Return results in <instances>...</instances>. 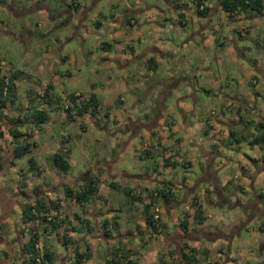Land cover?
Segmentation results:
<instances>
[{
  "label": "crops",
  "instance_id": "obj_1",
  "mask_svg": "<svg viewBox=\"0 0 264 264\" xmlns=\"http://www.w3.org/2000/svg\"><path fill=\"white\" fill-rule=\"evenodd\" d=\"M97 1L98 0H94L91 6L86 8L83 1L61 0L60 4H62V6L56 8L54 0L48 3L43 0H28L21 11V9L17 10L15 4L11 1L5 4L6 0H0V7L7 10V12H13L16 17L34 11L38 16L44 18V20L48 22H56L55 20L61 19L62 16L66 14L68 16L67 20L73 18L75 22V19H78L71 33V37L77 36L83 40L88 34H91V30L85 25V19L89 15V12L93 10ZM182 1L183 0H163V4L152 6L154 11L158 12L161 16L156 26L160 30H168L170 33H168V35H160L158 34L159 30H156L157 33L155 37L141 46L142 52L140 55H137L134 51L133 40L130 35L123 38V43L113 42L114 50L116 51L115 54H113L111 46L108 45L106 41H100L99 46L108 49L105 59L116 62L119 68L128 65L133 56L137 59H144L142 62H138L137 65L141 67V71L138 74H140L139 76H141L143 80H137L136 83H128L126 85L127 90L124 85L122 86L117 83H113L109 88L107 87L111 95L112 104V108H110L112 111L106 113L107 117L105 114L104 118L99 117L98 108L100 107V101L95 93L91 92L88 96L90 95L95 99V111H90L89 107L81 114H74L71 119L65 118L67 122L72 124L73 122H77L80 131L85 132L86 128L88 131L95 129L96 134L92 138L99 136V146L96 150L97 160L95 164L90 167L88 166L87 170L80 172L78 177L70 176L66 171H60L51 161L53 154L59 153L66 161L67 157H69L72 164L76 163L69 154L72 152L70 151V147H64L63 144L64 141L69 139V135H59L56 137L54 146L50 144L51 141L49 140L46 141L41 139L37 141L36 138L40 133H46L51 138L52 134L50 127H48V114L55 112L59 117H61V114L65 116L63 109L67 105L68 94L73 93L77 95V97L79 96V100L86 99L88 96L81 97L82 93L79 91L66 92L64 94L62 91L58 94L53 93V84L56 82L55 79H58L59 76V74L54 71V65L61 63L64 57H52L53 63L51 62V66L48 65V69L47 66L43 65L45 61L40 63L39 68L44 73L40 71L34 73L39 80L37 84H41L45 81V86H48V98H40V101L34 102L33 97H36V92L28 90L26 92V96L28 97L26 104L22 107L17 106L14 110L10 104V106L2 110L3 117L0 118V160L2 158L3 161L1 162L6 168H4V166L0 167V223L4 221L12 222L14 209H16L17 206L23 205L25 202L37 198L40 200L51 199L71 209L69 212L70 214L65 213L64 215H66L69 224L76 226L78 229L69 230L68 234L72 238L79 240L78 251L82 250V252H84L85 250L88 252L89 255L87 258H81L84 264H92L91 261L94 254L92 253L93 250L89 249V244L91 243L95 245L94 248L97 247V249H95V257H98L96 254L97 251L101 252L99 259L102 258L103 262H97L99 264H104V260L111 255V250L119 246L120 250L123 248L132 249L133 254H135L133 257L138 258V264H157L158 258H161L166 264H180V252L185 250V245L193 249L196 264H264V239L261 237L257 236L253 238L249 244L243 242L239 244L243 253L242 259L233 257L230 252L233 239L240 238L241 230L246 226L248 220L251 221L255 218L259 219L261 216H264V200H259L261 191H257L258 193L255 192L257 180L259 177L264 176V157H262V154L259 155V153L254 152L252 157L249 158V160L254 163L256 174H251L246 165H239V174L233 173L232 175H228L222 171L217 173L224 165V163L222 164V159L225 157H222L220 154L224 152L227 153L226 150L221 151L220 145L229 150L232 146L230 143L233 141L236 142L237 137L238 140L240 137L244 138L242 133L237 129L238 126L243 128L246 123L251 121V119H248L247 122L243 121L238 114L242 112L249 114L257 109V105L260 104V110L264 117V36L262 37L258 34V29L253 25L256 21L261 23L262 30L264 31V0H261L262 7L258 12H246L236 9L231 13L224 12L220 8L219 0H185L186 4H182ZM195 1L199 2V8L205 7L208 9L205 16H199L195 13V24L197 26L189 24L186 19V15L191 14L192 10L195 12ZM100 4L91 14L93 23L95 27L98 28V33L100 34H104L105 32L104 28L98 26L101 23L99 18L98 20L96 19L99 11L102 12L101 14L106 13V17L101 18L105 26H111L112 24L121 25L123 20H126L128 23L135 21L133 15H128L132 9L128 6L118 11V7L112 6V4H110L108 9ZM29 5H31V7H29ZM78 12L81 13V15H77ZM147 12L152 11L149 9ZM216 15L220 18L227 16V18L235 24L233 25L235 27L231 29H234L237 33L236 40L220 39L224 31L221 30L220 32H216L214 28H219L218 23L211 24L212 20H215L214 18H216ZM107 17L110 20H107ZM151 20L154 21V17L147 19L148 22H151ZM65 21H60L59 26L63 25ZM28 26L29 21L25 20L21 24L22 30H18L19 36L23 37L25 44H28L27 42L30 41V38L34 34V31L30 30ZM56 26L58 25L49 23L44 31L46 32L47 29L49 31L50 27L54 28ZM184 28H186L185 31L182 30ZM109 31L115 32V29ZM37 32L38 34L44 33L41 31ZM109 38L112 40L114 36ZM229 42L231 43L230 46H228ZM25 47L28 49L27 45ZM125 51L126 53H124ZM150 53H153L154 56H151ZM44 55V58H51V56L45 52ZM212 61L217 66L216 73L219 74L218 72H221L222 78L227 77V69L229 68H235L238 72L237 74H240L241 82L237 85L235 92H228V88L226 87L229 86V83L227 81H225L223 86L215 85L212 88H207L203 85L204 81L208 83H215L216 81V77L211 73L213 71L211 66ZM161 62L163 66L165 64L167 68H170V71L168 70L170 76H165L163 79L161 78L153 84L147 85L143 70L149 75L152 72V66ZM169 62L171 65H168ZM24 68H26V66ZM166 84L169 85L166 87ZM139 86L144 87V92L146 93L149 92L151 87L153 88V86H156L153 88L154 91L152 94L153 100H155L156 103H153L152 110L144 109V120L133 117L136 112L138 113V104L142 97H139L138 94L134 93L132 90L137 89ZM97 89L94 90L100 92L99 87ZM123 89H125L126 92H124ZM197 91L209 95V98H213L217 103L221 102L219 104L221 105L220 115H215L214 118L203 119L201 114H197L198 108H195V102L198 100L195 97L197 96ZM167 96L170 97L169 100H166V98H168ZM12 98L15 100L14 92ZM222 100L224 101L223 103ZM44 101H48V104L44 103ZM227 103H233V107H238L237 120L232 121L229 119V109H224V104ZM30 107L43 109L47 114V118L38 124H35L31 119L22 121L18 130L22 133H27V135L13 139L5 130V128L9 127L11 124L7 122L6 119L13 118L18 113H22L24 108ZM107 107L109 108L110 104ZM153 110H156L154 114ZM165 110L176 112L180 115V123L175 124L172 122V117L168 115ZM189 110L190 112L188 114ZM150 112H152L153 116L149 117L148 115ZM147 119L152 121L149 122ZM262 122H260L257 128L258 130L256 131L257 133L261 132V134L259 136L253 135L247 140L249 146L253 147L254 145L256 146L255 148L260 151L264 149V120ZM121 125L123 126L121 127ZM174 127L176 130H174ZM194 129L198 131L197 137L194 136ZM142 131L144 132L143 135ZM177 131L181 132L183 140L174 134ZM120 135L124 136L125 140H122ZM233 135H235L234 138ZM135 136H140L142 144L144 143L142 149H137L139 152L137 154L138 159L141 157H150L151 153L149 152V146L154 147L155 145L156 157L160 158L161 166L164 168L167 167V172H169L167 177H161V174L156 171L159 170L157 164L152 168L151 166L150 168L147 167L144 169L138 167L139 170H146L143 174H130L124 170L116 171L114 169V162L117 161L121 153L127 152L132 156L137 153L136 147L133 145L132 141ZM22 137L24 138L22 141L29 144L27 152L20 157L14 158L12 157L13 143ZM186 140L187 142L189 141L188 150L193 151L194 148L197 147L199 149V154H201L206 161V169L203 167L204 169L200 171L199 175V180L206 182L202 188H198L197 184H193L192 186L189 185L184 175L181 176V181H179L178 177L175 176V172L170 169L178 164L177 159H181L182 156L180 154L179 144L184 145ZM119 143H122V150L115 152L114 150ZM74 146L77 147L79 152H85L83 144H79L77 139L74 140ZM106 153H109V156H106ZM237 153L239 157H241V154L239 152ZM21 157L26 158L25 163L15 166V160ZM227 161L229 162L230 158H228ZM43 163L45 164V168ZM169 163L170 165L167 166ZM173 163L174 165L172 166ZM186 165L189 166V163H186ZM99 167L102 168V170H99L96 176L95 170H98ZM8 168H10L11 171L17 168L18 171L16 173H18V176L13 175L12 177L14 172L10 174L11 177L5 176L6 169ZM169 170H172V172ZM46 171L51 175L56 185L48 186V183L43 182L46 185L42 187L38 186L34 188L31 186L33 183L37 184L42 179L44 181L43 174ZM120 174L124 179L127 178L131 180L133 183H130L131 186H138L139 193L145 195L156 189L161 190L169 188L172 191L174 188L172 184L176 186L179 184L180 188L183 190V198L181 201L184 204V209L189 212L186 229L181 230L178 227L179 221L175 222L174 225L181 230V233H178L176 229L172 232L165 231V223L162 227V231L159 233L152 231L150 227L145 225L146 238H144V240H142L141 234L136 233L132 235L138 237L140 244L152 238V241L149 240L150 246L148 248L144 245L138 248V246H135L130 241L123 242L124 235L117 233L120 224L117 215L113 213L109 219L106 218L105 214H111L112 209H107L106 204L100 202V199H103L100 190L106 187L115 188L116 186L113 180L107 183L106 179L114 178ZM19 176L27 177L26 183H24L21 188L17 185ZM89 177L96 181L97 189L95 196L97 197H92L89 202H84L80 205L74 202L73 199L63 195L65 187L73 189L82 188L84 181ZM5 178L12 180H4V182L3 179ZM165 179L168 180L169 184H166ZM140 181H143L142 185ZM145 182L149 183L154 188H146ZM28 183L30 185H28ZM122 186L121 191L124 193L125 190H129V195H131L132 187L128 185L127 182L122 184ZM21 190L29 193V199L25 197L26 192L22 194ZM248 190L254 197L251 199H243L244 193ZM160 199L163 201L167 212L177 204L173 196H171L168 202L164 201L161 196ZM103 200H105V198ZM71 202L76 203V208L79 210V214H81L82 217H79V215L72 211L73 206ZM197 204L200 205V209H202L203 205L209 209L206 213L201 212L203 219L199 222L194 219V209ZM17 215V221L20 223L19 212ZM141 216L144 223V211L141 212ZM90 217L93 218V223L90 222ZM86 219L89 221L90 226H88V228H83L80 223ZM35 222H32V224L34 225ZM102 223H106V226H103ZM108 223L112 224L113 231H109ZM258 228L260 231H264V225L258 226ZM41 233L48 236V229L43 231L42 226H40L36 233L38 239ZM129 235L130 234L125 236ZM216 237L224 238L227 242V246L217 245L215 241ZM99 239L102 240L101 243L104 248L100 246ZM84 241L85 244H83V247L80 242ZM95 241L97 242L96 244H94ZM115 241H118V243L112 244ZM109 242L112 244H110L111 247ZM207 242H210L211 246L215 248L212 258L209 257V248L206 246ZM119 243L121 245H119ZM196 248H199L200 251L196 252ZM164 249H166L167 252L173 249L174 258L163 256L162 253L164 251L162 250ZM68 251H70V246H66V248L63 247L62 252L66 254V259L64 260L66 263L71 259V253L69 254ZM2 258L3 257L0 255V263L3 261ZM8 260L9 258L7 255V260L5 259L4 264H8L6 263ZM22 260L23 256L20 257L21 263L18 264H23ZM12 261L14 260L11 259L10 262ZM71 261H69V263H71ZM15 262L17 261L15 260Z\"/></svg>",
  "mask_w": 264,
  "mask_h": 264
},
{
  "label": "rangeland",
  "instance_id": "obj_2",
  "mask_svg": "<svg viewBox=\"0 0 264 264\" xmlns=\"http://www.w3.org/2000/svg\"><path fill=\"white\" fill-rule=\"evenodd\" d=\"M12 2L15 4V7L17 10L22 11V8L26 5V2L28 0H6L5 4ZM44 2H50L51 0H43ZM61 0H54V3L56 8H59L62 6L60 4ZM80 2L83 1L85 3V7L89 8L94 0H79ZM211 1V0H207ZM39 2V1H38ZM101 3V4H100ZM182 4H186L185 0L181 2ZM104 6L107 9L109 8L110 4L112 6L118 7V11H120L126 6H128L131 9V12L128 15H133L135 18L134 22L128 23L126 20H123L121 25L119 24H112L111 26H105L101 20V18L106 17V13L101 14L102 12H98V17L96 19L100 20L99 27L104 28V34L98 33L99 30L97 27H95L91 14L94 12L98 5ZM163 4V0H98L93 7V10L89 12V15L85 19V25L87 28L91 30V34H88V36L81 40V38L77 36L71 37V33L73 32L74 26L76 22H78V19L71 18L68 19V16L65 14L62 16L61 19L55 20L56 22H48L44 20V18H41L38 16L34 11L28 12L26 14H23L22 16L16 17L14 16L13 12H7V10L0 7V59L3 60L5 63V68L11 71L12 73L10 75L13 76V84H14V98L12 109L18 107H22L24 104L27 103V96L26 92L28 90H32L34 92H37V90L43 89V86L46 85L45 81H43L41 84H37L39 82L38 78L36 77L35 73L36 71H40L41 73H44L42 70H40V63L44 66L48 65L51 66L53 63L52 57L60 56V58H63V61L61 63H58L54 65V71L59 74L58 79H55V83L53 84V93L58 94L60 91L62 93L66 92H72V91H79L82 93L81 97L88 96V94H91V92L95 93L96 97L100 101V107L98 108V114L99 117L104 118L105 115L107 117V112L109 113L112 111V104H111V95L108 92L107 87L109 88L110 85L113 83L124 85L125 89L126 85L128 83H136L137 80L141 81L143 78L139 76L138 74L141 71V67L137 66L138 62H142L144 59H137L135 56H133L129 62L128 65H125L123 68H119L116 62L111 60H106L105 58L107 53V48H102L99 46L100 41H106L108 45L111 46V50L113 51V54L116 53L114 50L113 42L116 41L117 43H123V38L130 35L131 39L133 40V48L134 51L137 53V55H140L142 52L141 46L146 44L149 40L153 39L157 33L156 30H159L158 34H166L170 33L168 30H160L156 23L160 21L161 16L158 14V12L154 11L152 6L155 5H161ZM33 5V4H31ZM29 5V7H31ZM34 7V6H33ZM63 9V8H62ZM148 9V10H147ZM151 9L152 12H147ZM100 10V9H99ZM24 11V10H23ZM135 11V12H133ZM97 12V10H96ZM192 14V15H191ZM186 15L187 22L193 26H197L195 24V12L192 10V13ZM109 16V15H107ZM129 16V17H130ZM150 17H154V21L151 20V22H148L147 19ZM215 20H212L211 24L218 23L219 28L216 29V32H220L221 30L224 31V33L221 35L220 39L224 40H236L237 33L234 29H231L232 27H235L233 25V22L230 21L227 16L225 17H218V15L215 16ZM29 21L28 28L32 31H34L33 36L30 38V41L27 42L28 44H25V40L22 36H19V29L22 30L21 24L23 21ZM67 20V21H65ZM107 20H110L107 17ZM60 21H65L63 25H60ZM56 24L58 26L51 28L50 30L45 32L48 24ZM168 23V22H167ZM205 24V22H204ZM254 27L258 29V34H260L262 37L264 36V31L262 30V25L259 22H255ZM106 27V28H105ZM115 29V32H110L109 30ZM186 28L182 29L185 31ZM37 31L44 32L43 34H38ZM188 34V33H187ZM205 34V33H204ZM60 35V36H59ZM220 35V34H219ZM59 36V37H58ZM114 38L111 40L109 37ZM68 39V40H67ZM84 41V42H83ZM156 42V41H155ZM28 46V49L25 46ZM231 43H228V46H230ZM127 51V50H126ZM126 51L124 53H126ZM44 52L49 54L51 58H44ZM119 52V50H118ZM122 52V51H120ZM151 56H154L153 53H150ZM50 59V60H49ZM80 61V62H79ZM52 62V63H51ZM79 62V63H78ZM168 65H171L169 62ZM26 66V68H24ZM212 68L213 71L211 72L213 76L216 77L215 83L211 82L208 83L204 81L203 85L207 88H212L213 86L217 85L220 86L227 81L229 83L228 92H235L237 85L241 82L240 74H237L238 72L235 70V68H229L227 69V77L222 78L221 72L216 73V64L212 61ZM152 74L148 73L146 74L143 70V73L145 74L146 78V84L150 85L153 84L155 81L163 79L165 76L169 77L170 74L168 73V70L170 71V68H167V66H163L161 63H156L152 66ZM110 70V71H109ZM18 71V72H17ZM147 71V70H146ZM1 72V70H0ZM216 73V74H215ZM200 80V79H199ZM262 80V79H260ZM201 82V81H200ZM168 83V80H167ZM164 84V83H163ZM131 85V84H130ZM169 84H166V87ZM202 86V85H201ZM99 87L100 92H98L97 88ZM156 86H153V88ZM165 87V88H166ZM203 87V86H202ZM250 87V86H248ZM153 88L151 87L149 92H144V87L139 86L137 89H133L132 91L134 93H137L139 97H142L140 103L138 104V113L136 112L133 116L134 118H140L144 120V109H150L152 110L153 103L155 100H153ZM247 88V86H246ZM97 89V90H94ZM123 89L124 92L126 90ZM251 89V88H250ZM161 90V89H160ZM159 90V91H160ZM241 90V86H240ZM89 92V93H88ZM128 92V91H127ZM197 96H195L198 100L195 102V108H198V113L201 114L202 118H214L216 115H220V106L221 102H216L213 98H209V95L203 94L201 91H197ZM93 95V94H92ZM33 97V96H32ZM168 97V96H167ZM170 97L166 98V100H169ZM32 100V99H31ZM34 102L40 101V99L33 97ZM224 101L222 100V103ZM156 103V102H155ZM110 104V107L107 106ZM152 104V105H151ZM233 103H227L224 104V109H229V119L232 121L237 120V108L232 106ZM227 109V110H228ZM168 115L172 117V122L175 124H179L181 116L178 115L176 112H169L165 110ZM224 111V110H223ZM156 112V110H153V114ZM190 110L188 111L189 114ZM105 114V115H104ZM243 121L247 122L248 119H251L246 125H244L243 128L241 126H238V130L242 133L244 138L237 137V141H233L230 144H232L231 148L229 150L223 148L222 145H220L221 151H225L227 153H221L220 155L222 157H225L222 162L224 165L220 168L221 170H218L217 173L222 171L225 174L232 175L233 173H240L239 172V165L248 167L251 174H256L254 170V163L249 160L250 157L254 154V152L259 153V155L262 154V157H264V149L260 151L259 149L255 148L256 146L253 145V147L249 146L247 143V140L250 139L253 135L259 136L261 132L257 133V128L260 125V122L264 120V117L262 116V112L260 110V104L257 105V109L250 112L249 114L246 112H242L238 114ZM153 116L152 112L148 115ZM3 117L2 112H0V118ZM66 117L61 114V117L56 115V113L51 112L48 114V127H50L51 131V138L46 133H40V135L36 138L37 141L43 139L46 141H51V145L54 146V142L56 140V137L59 135L65 136L69 135V139L67 141H64V147H70V156L72 159L76 161L75 164H72L70 162L69 157H67V161L69 163V167L66 170V173L70 176L78 177V174L84 170L88 169V166L94 165L97 160V147L99 146V136H95L96 130H87L83 132L80 131L78 128L77 122H67ZM100 118V119H101ZM103 121V120H102ZM147 121L151 122L152 120L147 119ZM85 123V122H83ZM123 123V122H122ZM263 123V122H262ZM123 125H121L122 127ZM174 130L176 128L174 127ZM194 136L197 137V130H193ZM142 131V135H143ZM179 138H182L183 136L181 132L174 133ZM238 136V135H237ZM122 140H125L124 136L120 135ZM235 135H233V138ZM92 138V139H91ZM77 139L79 141V144H83V147L85 148L86 154L79 152L77 150V147L74 146V140ZM185 139V138H184ZM195 140V138H194ZM133 145L137 149H142L144 146V143L142 144V139L140 136H135L133 139ZM229 142V140H228ZM189 141L183 144H179V150L181 154V159H177L178 164L174 167L170 168L175 172V176L178 177V180L181 181V176L184 175L186 178V181H188L189 185L197 184L198 188H202L203 185L206 184V182L199 180L200 171L205 168V159L204 157L199 154V149L196 147L193 151L188 150ZM122 143H119L118 146L115 148V152H119L121 149ZM156 146H149V152L151 153L150 157H141L138 159L137 153L132 156L131 154L124 152L123 154L118 157L117 161L114 162V169L116 171L124 170L130 174H136L141 173L143 174L146 170H139L138 167L144 168H151L157 164L158 169L156 170L159 174H161V177H167L169 172H167V167L164 168L161 166L160 158H157L156 153ZM166 149V148H165ZM76 153H75V152ZM241 154V157H239L238 153ZM106 156H109V153H106ZM228 158H230V161L228 162ZM247 158V159H245ZM26 158L21 157L19 159H16L15 166H18L20 164L25 163ZM0 161H3L2 158ZM48 163V162H47ZM186 163H189V166L186 165ZM45 164L43 163V166ZM49 165V164H48ZM47 167V166H46ZM204 167V168H203ZM4 168L6 166L4 165ZM19 168V167H17ZM17 168L10 170V168L6 169L5 176L11 177V173L14 176H18ZM45 168V166H44ZM3 169V168H2ZM47 169V168H46ZM206 169V168H205ZM45 170V169H44ZM101 171L102 168L99 167L98 170H95V175L97 176L98 171ZM172 170H169L172 172ZM184 172V174H183ZM139 174V175H141ZM44 181L43 179L38 182L37 184H32L34 188L38 186L46 185L44 183H48V186H55L56 183L54 182L51 175L46 171L44 172ZM82 175V174H81ZM80 177V176H79ZM53 181H52V180ZM8 181L12 179L5 178L3 181ZM27 177L25 176H19L17 179V185L18 187H22L24 183H26ZM56 180V179H55ZM110 180H113L115 183V188H109L106 187L101 191V195L103 199H100V202L106 204L107 209H112L111 214L106 213V218H110V216L115 213L119 220V226L117 233L123 234V242L130 241L135 246H138L140 248L142 245L146 246L147 248L150 246L151 239H148L143 244H140V240L137 236H133L132 234H141L142 240L146 238V232H145V224L143 223L141 212L147 210L148 213L151 212V208L149 207V201L150 197L145 194H141L138 191V186H131L130 183H132L129 179H124L122 175L115 176L111 179H106V182L108 183ZM4 181V182H5ZM166 184H169L168 180H166ZM191 181V182H190ZM11 182V181H10ZM42 182V183H41ZM44 182V183H43ZM125 182L128 183L132 187L131 189V195L124 194L122 189V184H125ZM141 185L143 181H140ZM197 182V183H196ZM133 184V183H132ZM146 188L153 189L149 183H144ZM28 185H30L28 183ZM59 185V184H58ZM174 187L171 191V195L174 197V200L177 202L169 211L167 212V209L163 203V201L160 199V197L154 198L156 201L158 208H159V221L166 224V230L167 232H172L176 229L178 233H181L180 229L177 228L175 222L179 221L183 218V214L186 211L184 209V204L181 201L183 198V190L180 188L179 184L177 186L175 184H172ZM179 186V187H178ZM261 191V197L260 201L264 200V176L259 177V179L256 182L255 185V192ZM26 192V196L28 197L29 193L27 191H21ZM257 192V193H258ZM62 194V193H61ZM254 197L252 193L248 190L244 193L243 199L252 198ZM29 199V198H27ZM72 204V211L79 215V217H82L81 214H79V210L76 208V203L71 202ZM19 206L14 209V212L12 214V222H1L0 223V255L4 259L6 255H9V260H16L17 263H21L20 257L22 256L19 250L20 243L26 240L29 236V233L33 232L35 230V226L29 222L25 225V228L22 233H19L18 229L20 228V224L17 221L18 218V212H19ZM212 209V207H211ZM70 208H68L66 205L60 204V206L55 210L53 213L55 216H64V214L70 212ZM213 210V209H212ZM209 211L208 207L204 206L201 209V212L206 213ZM189 213V212H187ZM70 214V213H69ZM103 217V216H101ZM191 220V219H190ZM101 221V220H100ZM90 222L93 223V218L90 217ZM72 223V222H71ZM264 225V216H261L259 219H253L251 221L248 220L246 226L241 230L240 238H234L233 239V245H231V254L233 257H236L238 259H242L243 253L242 249L240 248V243H250L253 238L255 237H261L264 239V231H260L258 226ZM79 227V225H77ZM108 229L109 231H113V226L111 223H108ZM62 229L60 228L58 232H60ZM138 230V231H137ZM16 232V234H15ZM44 233V232H43ZM129 236H125L128 235ZM17 236L19 240V244L17 242L15 243V238L13 236ZM61 234H48L46 236L45 234H42L37 237V245L40 247L48 246V248L52 249L54 251V258L58 261H55L52 264H59V259L65 254V252H62L63 247L66 248V246L61 242ZM13 238V239H11ZM100 240V239H99ZM150 240V241H149ZM216 244L219 246H227V242L224 240V238L216 237ZM91 242V241H89ZM102 240H100V246L104 248L103 244L101 243ZM82 246L84 242H80ZM97 242L95 241L94 244ZM118 241L113 242L112 244H116ZM4 244V245H2ZM111 242H109V245ZM111 244V245H112ZM207 248H209V257L212 258L215 252V248L211 246L210 242L206 243ZM238 244V245H237ZM247 244V245H248ZM67 245H70L67 243ZM110 245V247H111ZM119 245H121L119 243ZM237 245V246H236ZM95 245L93 243L89 244V249L93 250V259L92 264H99L97 262H103V259H99V255H101L100 251H97L96 254L98 257H95ZM133 246V245H132ZM253 247V246H252ZM109 248V247H108ZM120 249V246L118 247ZM146 248V249H147ZM164 251L162 253L163 256H169L171 258H174V251L173 249L170 250V252H167L166 249L162 250ZM196 252H199L200 249L196 248ZM106 252V251H105ZM171 253V254H170ZM135 255V254H134ZM168 257V258H169ZM63 257L62 259H64ZM67 261L66 264H84L83 260L78 261L77 263H69ZM72 262V261H71ZM1 264V263H0ZM245 264V263H242Z\"/></svg>",
  "mask_w": 264,
  "mask_h": 264
},
{
  "label": "trees",
  "instance_id": "obj_3",
  "mask_svg": "<svg viewBox=\"0 0 264 264\" xmlns=\"http://www.w3.org/2000/svg\"><path fill=\"white\" fill-rule=\"evenodd\" d=\"M219 6L220 8L227 13H231L234 10H241V11H259L262 7L261 0H219ZM208 12V9L205 7L199 8V2L195 1V13L199 16H205ZM13 76L10 75L7 78V81L4 80V75L2 72H0V112H2L3 109L10 106V104H13ZM48 92V86H45L43 89V93L38 95L36 93V97L39 99L41 98H48L47 96ZM79 97V96H78ZM77 97V95H74L73 93H70L67 95V105L64 107V113L67 119H71L74 114H81L83 111H85L87 108L90 107V111H95L96 108V102L95 99L92 96H88L86 99H80ZM44 103L48 104V101H44ZM22 110V109H21ZM20 111V109H19ZM47 118V114L43 109L36 108V107H30V108H24L22 113H18L13 118H7L6 121L10 122V126L5 128V130L8 132V134L13 138H19L20 136H26L27 133H22L18 130L19 125L22 124V121L26 119H31L34 121L35 124H38L40 122H43ZM23 137L19 140H16L13 143V150H12V157H20L21 155L25 154L27 152V147L29 146L28 143L23 142ZM22 141V142H21ZM51 161L54 166L60 169V171L65 172L68 163L59 153H54L51 157ZM6 163V162H5ZM167 165V164H166ZM170 163L167 165L169 166ZM174 163L172 164V166ZM4 164L0 161V167H3ZM23 187V186H22ZM96 189L97 184L95 179H92L91 177L87 178L82 188L73 189L69 187H65L63 190V195L67 198L73 199L74 202L82 205L84 202H89L92 197H97L96 195ZM22 191V190H21ZM22 194L24 192H21ZM125 194H129V190H125ZM148 196L150 197V201L154 200V198L162 197V199L166 202L169 201L171 198V190L169 188L167 189H161V190H154L150 191L148 193ZM26 198H29L25 195ZM156 200V199H155ZM149 201V202H150ZM60 206L59 203L54 202L51 199H32V201H28L23 203V205L19 206V218L21 221V226L18 229L19 233H22L25 225L29 222H35V230L31 233H29V236L26 240L20 243V252L23 256L22 263L23 264H52L55 260L54 258V251L48 247H39L37 245V237L36 233L37 230L42 226L43 231L48 229V234H61V242L65 246H70V251L68 253H71L72 262L71 263H77L81 260L82 257L87 258L88 252L84 250V252L78 251L79 248V240L72 238L68 232L69 230H76L78 229L74 225H70L68 219H66V215L62 217H57L52 214V211L57 210V208ZM50 216V217H49ZM49 217V218H47ZM189 217L188 213L185 212L183 214V218L179 220L178 227L183 230L186 229L187 225V218ZM144 224L152 229V231L155 232H161L162 227L165 225L163 222L159 221V219L156 222H153L150 219V215L147 210L144 211ZM194 219H196L198 222L203 219V216H201V209L200 205L197 204L194 209ZM81 226L83 228H88L90 226L89 221L83 220L81 223ZM103 226H106V223H102ZM80 227V226H79ZM62 229L60 232H58L59 229ZM69 243L70 245H67ZM185 250L180 252V264H196L193 249L189 246H184ZM110 256L104 260V264H138V258L133 257V250L130 248H123L119 249L118 247H114L111 252ZM66 254H64L61 259H59V264H66L64 261L66 259ZM65 257L64 259H62ZM70 259V258H69ZM55 261H58L57 259ZM10 264H18L15 261L10 262ZM157 264H166L165 261H163L161 258H158Z\"/></svg>",
  "mask_w": 264,
  "mask_h": 264
},
{
  "label": "built area",
  "instance_id": "obj_4",
  "mask_svg": "<svg viewBox=\"0 0 264 264\" xmlns=\"http://www.w3.org/2000/svg\"><path fill=\"white\" fill-rule=\"evenodd\" d=\"M0 70H1V72L3 73V75H4V80H5V82H6V81H7V78L10 76V74H11L12 72L5 68V63H4L3 60H1V59H0ZM44 87H45V86H43V89H44ZM43 89H41V90H37L36 93H37L38 95L42 94V93H43ZM37 99H38V97H37ZM149 207L151 208V212H149L150 219H151L153 222H156V221L160 218L159 213H158L159 208H158V205H157L156 201H155V200L150 201V202H149ZM54 211H55V210H54ZM54 211H52V214H53V215H55V214L53 213ZM49 217H50V216H49ZM49 217H47V218H49ZM57 217H59V216L57 215ZM61 217H62V216H61Z\"/></svg>",
  "mask_w": 264,
  "mask_h": 264
},
{
  "label": "flooded vegetation",
  "instance_id": "obj_5",
  "mask_svg": "<svg viewBox=\"0 0 264 264\" xmlns=\"http://www.w3.org/2000/svg\"><path fill=\"white\" fill-rule=\"evenodd\" d=\"M81 15V13H77V15ZM15 234H16V232H15ZM13 238H15V243L17 242V244H19V240H18V238H17V236L15 237V235L13 236ZM13 238H11V239H13ZM5 259L7 260V255H6V257L3 259V261L1 262V264H4L5 263ZM9 262L10 261H8V262H6V263H8L9 264Z\"/></svg>",
  "mask_w": 264,
  "mask_h": 264
},
{
  "label": "water",
  "instance_id": "obj_6",
  "mask_svg": "<svg viewBox=\"0 0 264 264\" xmlns=\"http://www.w3.org/2000/svg\"><path fill=\"white\" fill-rule=\"evenodd\" d=\"M10 257V253H9V255H8V258Z\"/></svg>",
  "mask_w": 264,
  "mask_h": 264
}]
</instances>
